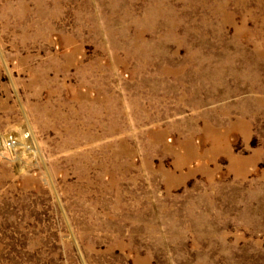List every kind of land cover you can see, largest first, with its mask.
<instances>
[{"label":"rangeland","instance_id":"1","mask_svg":"<svg viewBox=\"0 0 264 264\" xmlns=\"http://www.w3.org/2000/svg\"><path fill=\"white\" fill-rule=\"evenodd\" d=\"M149 1L0 0V264H264L262 3Z\"/></svg>","mask_w":264,"mask_h":264},{"label":"bare ground","instance_id":"2","mask_svg":"<svg viewBox=\"0 0 264 264\" xmlns=\"http://www.w3.org/2000/svg\"><path fill=\"white\" fill-rule=\"evenodd\" d=\"M258 5H260L261 3V7L263 9V13H264V0H258L256 1ZM260 3V4H259ZM225 7V4L224 3H221V2H208V12L210 14H215V15H219L221 14V11L222 10H225L224 9ZM174 10L173 8H170L168 5H167V0H150L149 3H148V6H147V9H146V15L145 17L141 18V21H144V22H148V23H151L152 25H158L162 22H165L167 24H171L173 22L171 16L173 14ZM203 20L204 21H207L209 25V20H208V15H204L203 16ZM263 21H264V15H263ZM138 49L140 51H144L147 47H148V43H146L144 45V41L143 40H138ZM150 48V47H148ZM183 98V96H182ZM237 123H234V125H236ZM213 131V133H215L216 131L211 128L210 126L208 127V130L210 131V129ZM157 137H160L162 138L163 135L161 133L157 134ZM17 138L19 139V137L17 136ZM19 143L21 144V140L19 139ZM193 149L191 150V154L190 153H184V154H178V165H182L184 162H187V160H190L191 158L195 157L196 156V151L194 149L193 146H191ZM213 148L214 149H225V150H230V147L229 145L226 143L224 144L223 141L221 142H214L213 143ZM243 160L240 159V158H236L233 160L232 162V166L233 167H238V165L242 162Z\"/></svg>","mask_w":264,"mask_h":264},{"label":"built area","instance_id":"3","mask_svg":"<svg viewBox=\"0 0 264 264\" xmlns=\"http://www.w3.org/2000/svg\"><path fill=\"white\" fill-rule=\"evenodd\" d=\"M30 133L26 134L27 139L30 137ZM6 145L10 148H18L21 144L19 143V139L15 135H10L7 137Z\"/></svg>","mask_w":264,"mask_h":264}]
</instances>
